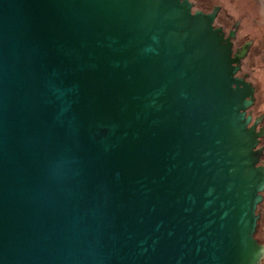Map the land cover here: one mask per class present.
<instances>
[{"label": "water", "instance_id": "95a60500", "mask_svg": "<svg viewBox=\"0 0 264 264\" xmlns=\"http://www.w3.org/2000/svg\"><path fill=\"white\" fill-rule=\"evenodd\" d=\"M187 0H0V264H264V114Z\"/></svg>", "mask_w": 264, "mask_h": 264}, {"label": "flooded vegetation", "instance_id": "af4514ba", "mask_svg": "<svg viewBox=\"0 0 264 264\" xmlns=\"http://www.w3.org/2000/svg\"><path fill=\"white\" fill-rule=\"evenodd\" d=\"M191 4L192 12L200 10L203 13L212 11L217 7V13L213 20L214 26H219L224 31V35L228 36L230 31L234 32L231 42L233 51L240 48L242 44L250 41L249 49L246 56L240 62V70L238 76H245V79L250 81L251 74L254 73V62L250 63V59H257L258 55L263 51V47L258 43L263 37V29L258 20V12L256 11L255 0H187ZM247 63V66L244 63ZM255 94V92H254ZM260 114H264L263 111ZM255 115V116H258ZM253 116V117H255ZM264 119L259 124L263 125ZM263 160V159H261Z\"/></svg>", "mask_w": 264, "mask_h": 264}, {"label": "rangeland", "instance_id": "374dc122", "mask_svg": "<svg viewBox=\"0 0 264 264\" xmlns=\"http://www.w3.org/2000/svg\"><path fill=\"white\" fill-rule=\"evenodd\" d=\"M256 1V11L258 12V20H260V26L263 29V37L261 42L258 44L264 48V0H255ZM254 62L255 69L253 70L254 73L251 74L250 80L256 87L255 91V100L254 104L251 107L252 115H258L263 111L264 113V49L261 54L258 55L257 59L254 60L251 58L250 63ZM247 66V63H244ZM259 111V112H258ZM259 145L264 147V138H261ZM264 160V152L262 158ZM264 196V192H263ZM259 208V215H260V231L258 237L263 240L264 242V197L261 204L258 206ZM256 238V237H255Z\"/></svg>", "mask_w": 264, "mask_h": 264}, {"label": "trees", "instance_id": "16d2710c", "mask_svg": "<svg viewBox=\"0 0 264 264\" xmlns=\"http://www.w3.org/2000/svg\"><path fill=\"white\" fill-rule=\"evenodd\" d=\"M259 112V111H258ZM257 211H259V208H257ZM259 231H260V218L257 222V228H256V231H255V237L257 238V240L259 242H262L263 240H261L259 237H258V234H259Z\"/></svg>", "mask_w": 264, "mask_h": 264}]
</instances>
